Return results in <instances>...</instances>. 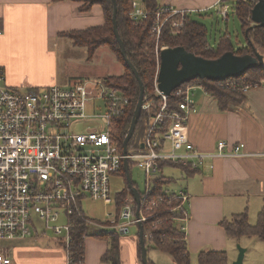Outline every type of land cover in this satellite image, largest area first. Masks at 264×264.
Returning <instances> with one entry per match:
<instances>
[{"label":"built area","instance_id":"obj_1","mask_svg":"<svg viewBox=\"0 0 264 264\" xmlns=\"http://www.w3.org/2000/svg\"><path fill=\"white\" fill-rule=\"evenodd\" d=\"M258 1V0H257ZM256 1V2H257ZM220 13L228 15L230 6L218 2ZM191 11L161 6L156 11V24L152 33L159 38L163 28L175 15L171 28H178ZM150 15L144 0H133L130 17L144 20ZM0 23V36L3 35ZM162 46L157 49L159 55ZM159 71V68H158ZM264 85V80L260 83ZM258 86V85H255ZM227 87L247 92L252 86H240L235 81ZM156 93L162 98L146 101L142 109L150 110L154 105L157 112L151 117L141 149L120 150L114 141L112 125L128 107L130 100L124 91L98 81H74L69 86L53 84L43 89H14L7 84L6 73L0 64V240L26 238L43 235L38 221H43L53 230L57 239L62 238V247L71 263L69 248L72 242L74 218H86L97 231H117L128 234L132 225L142 224L147 215L142 212L143 198L151 192V184L159 175L161 162L170 161L183 167L201 169L215 153L198 150L189 138L188 116L195 111L189 93L192 85L178 87L183 95L179 109H168V97L158 88V72L155 79ZM173 93V92H172ZM100 109L101 113L91 116L88 109ZM97 117L99 125L85 133H76L72 125L80 120ZM168 130L160 132L159 126L169 119ZM228 143L220 140L217 154L239 155L244 144H238L227 152ZM146 174L147 188L141 195L139 215L137 202L129 190L120 212L111 191V177L120 173L125 160ZM167 199L178 197L187 204L189 194L184 188L170 190ZM143 196V197H142ZM103 200L113 211L106 212L105 225L88 216L84 209L87 199ZM156 205L153 201L151 206ZM146 208V209H148ZM64 223H59L61 218ZM139 234V230H138ZM87 237V236H86ZM0 264H15L8 247L0 246ZM76 264H85V254Z\"/></svg>","mask_w":264,"mask_h":264},{"label":"crops","instance_id":"obj_2","mask_svg":"<svg viewBox=\"0 0 264 264\" xmlns=\"http://www.w3.org/2000/svg\"><path fill=\"white\" fill-rule=\"evenodd\" d=\"M219 1L156 0L159 6L191 11L192 17L197 10L217 9L220 14ZM81 6L82 2L73 0H0V23L4 30L0 36V64L11 88L47 87L58 83L66 87L63 83L72 78L61 80L59 77L58 42L68 38L59 33L105 23L102 5L95 4L89 11H81ZM69 44L72 50L79 47ZM12 59L24 63L13 65ZM39 63H43V74L35 73ZM23 68L34 76L31 73L19 75ZM118 70L108 75L122 74V64ZM246 94L240 107L220 111L207 92L198 99L189 93L195 108L187 120L190 141L198 150L216 154L181 187L189 194L186 204L189 218L180 220V226L185 228L191 257L202 250H226L231 263L239 254L236 241L241 240L243 244L239 243L247 249L245 264H264L263 239L230 238L220 224L223 219L246 209L249 220L255 224L264 206V85L252 86ZM205 97L207 100L203 99ZM220 140L228 143L227 152L241 143L244 148L239 155H220L217 154ZM34 236V241L19 243L13 249L8 247L15 264H68L67 253L58 239L42 242L41 239L47 238L44 234ZM107 249L105 240L94 235L86 237L85 264H107L102 259ZM120 250L122 264H141L135 242L121 236Z\"/></svg>","mask_w":264,"mask_h":264},{"label":"trees","instance_id":"obj_3","mask_svg":"<svg viewBox=\"0 0 264 264\" xmlns=\"http://www.w3.org/2000/svg\"><path fill=\"white\" fill-rule=\"evenodd\" d=\"M73 1L82 2L81 11H89L95 4L102 5L105 23L86 29L62 32L59 33V36L68 38L74 46L86 47L89 59L93 58L99 48L108 47L124 67L122 74L107 75L103 78L108 85L122 89L130 100L125 112L117 117L112 125L114 141L117 142L121 151H124L123 144L131 127L141 93L140 83L128 65L129 62L136 68L143 83L145 102L155 99L156 103H160L162 98L156 93L155 79L159 68L157 49L160 50L162 46H182L197 56L209 59L219 58L228 51H232L236 55L251 54L255 56L256 53H261L264 56V26L256 24L252 20V8L257 0H222L224 4H228L235 11L234 13L239 19L245 34L246 43L239 48L234 47L232 36L227 32L220 35L217 46L212 47L207 26L195 20L189 14L178 28L172 29L171 23L173 20H181L180 15H175L163 28L160 37L156 38L152 33V27L157 22L156 11L161 7L156 0H144L150 15L146 19L138 21L130 17L133 0H116L118 30L124 43L125 56L122 54L113 29V0ZM262 80H264V65L250 68L241 76L227 78L223 81L196 78L182 84L181 87L187 85L202 86L217 102L220 111H228L243 105L247 94L243 91L232 90L231 87H227V82L235 81L240 86H255L260 85ZM182 101L183 95H178L177 90H174L168 97L167 112L172 111V109H179V104ZM155 112H157L155 105L150 110H141L134 134L128 143L129 150L131 148L141 149L146 129ZM170 123V118L165 120L159 126L160 132L168 130ZM167 165L181 167L188 177L200 170L183 167L170 161L161 162V174L153 180L151 192L143 198L141 206L142 212L148 216L147 220L143 222L147 250L155 249L165 252L172 256L176 264H230L226 250L211 249L200 251L197 255V262H192L185 228L177 224L178 220L189 218V213L185 204L182 208H178L181 205V200L178 197L166 198V195L169 194L168 191L171 190L168 185L173 181L172 176L164 173V167ZM121 172L127 177L125 168ZM129 190L126 178V186L114 196L118 213ZM144 193H141V195H144ZM153 201H156V205L148 208ZM74 221L76 225L72 230V242L69 248L70 259L72 260L70 264L79 262L82 255L85 254V238L92 235L108 243V249L102 257L103 261L107 264H122L120 250L122 234L117 231H97V229L90 231L92 226L88 224L86 218H74ZM220 224L230 238L240 239L242 236H248L264 240V206L259 212L255 224H251L247 209L232 215L228 219H223ZM58 244L63 245L62 238L58 239ZM139 250L141 253L140 245ZM149 263L154 264L151 260H149Z\"/></svg>","mask_w":264,"mask_h":264},{"label":"rangeland","instance_id":"obj_4","mask_svg":"<svg viewBox=\"0 0 264 264\" xmlns=\"http://www.w3.org/2000/svg\"><path fill=\"white\" fill-rule=\"evenodd\" d=\"M235 11L230 8L228 12V16H224L221 13L219 14L217 9H207L205 11L197 10L193 15V18L204 25L207 26L209 31V40L211 42L212 47H216L220 35L224 33H230L233 39V44L235 48H239L242 45H245L246 38L245 34L242 30L241 23L237 16L234 13ZM18 43H23V41H19ZM58 43H60L59 48V58H58V66H59V77L61 80H65L66 78H72L68 80L67 82L63 83L66 86H69L74 81H98L108 74L118 73V68L121 67V64L118 62V60L115 58V55L108 47H101L97 50L95 55L92 59L88 58V52L87 49L83 47H77L76 50H72V46L69 44L71 41L69 39L60 40ZM5 59V58H4ZM6 64H8L7 59H5ZM11 63L13 65H20L23 64L20 59H12ZM43 63H39L38 65V71L35 72L37 74H43ZM29 73H31L27 68H23L18 74L22 76H27ZM31 75H33L31 73ZM34 76V75H33ZM59 85L61 83H58ZM30 88H39L43 89V85L41 87H21L20 90H26ZM233 90V89H232ZM204 88L202 86H194L193 89L190 90V96L194 97L195 99L200 98L201 96H205ZM204 100H207V98H203ZM102 110L100 109H88L87 113L91 116H95L96 114L101 113ZM100 121L97 119V117H93L89 120H80L75 122L72 125V128L74 129V132L76 133H85L89 129H94L99 125ZM131 152L134 151L132 148L130 149ZM164 173L167 175H170L173 177V181L168 185L171 190H178L180 189L185 181L187 180L188 176L185 174V172L182 170L179 166H172L167 165L164 167ZM130 174L133 184L140 193H143L146 191L147 188V182H146V174L140 170L138 167H136L133 163H131L130 166ZM159 171V175H160ZM126 176L120 172L117 174H114L111 177V191L113 195L115 196L116 193H119L123 190V188L126 186ZM128 181V179H127ZM84 209L88 216L95 219V221L100 222L101 225H105V219H106V212H112L113 206L109 205L106 206L104 204L103 200H93V199H87L84 202ZM65 220L62 217L59 223H64ZM251 224H253V220L250 221ZM40 228L44 230V235L47 238L41 239V241H50V239H57V236L54 234L53 230L50 229L45 222L38 221ZM177 224L180 225L181 221L178 220ZM98 227L93 225L90 229V231H93L97 229ZM138 226L132 225L130 227V232L128 234H123L122 238L124 237L127 241L135 242L138 250V257L139 261H141V253L139 250L140 245V239L138 235ZM110 231V230H108ZM40 237H43L40 236ZM34 233L32 236L27 237L26 239L17 238L12 240H0V246L4 245L6 247H9L10 249H13V246L18 245L19 243H24L26 241H34L35 239ZM248 238L251 239V237L248 236H242L240 239ZM235 239V238H233ZM40 241V240H37ZM35 241V242H37ZM243 244L241 240H237L235 244L236 250L238 249V244ZM31 243V242H30ZM240 244V245H241ZM243 246V245H241ZM148 258L154 264L157 262L158 264H176L174 259L171 255L162 252L160 250L150 249L148 251ZM237 258V257H236ZM245 258L244 257V263L245 264ZM197 259V256L191 257V260L195 261ZM192 261V262H193ZM196 263V262H193Z\"/></svg>","mask_w":264,"mask_h":264},{"label":"water","instance_id":"obj_5","mask_svg":"<svg viewBox=\"0 0 264 264\" xmlns=\"http://www.w3.org/2000/svg\"><path fill=\"white\" fill-rule=\"evenodd\" d=\"M114 3V15H113V29L115 36L120 44L122 54L125 56V47L121 39L118 22H117V2ZM252 20L261 26H264V0H258L252 8ZM128 61V60H127ZM128 65L133 70L137 77L141 93L136 105L135 114L131 127L124 141V152H128V143L134 134L137 121L140 117L142 106L145 103L144 100V86L139 77L136 68L132 63ZM264 65V56L261 53H256L255 56L251 54L247 55H236L232 51L224 53L222 56L216 59H209L202 56H197L194 53L189 52L182 46L178 47H167L162 49L160 53V67L158 71V88L165 95L169 96L172 92L180 87L184 83H188L196 78L205 80H217L223 81L227 78L238 77L243 75L248 69L257 66ZM124 168L127 174L129 189L133 193V196L137 202V215H139L141 195L139 190L133 185L129 162L126 159ZM139 239L141 248V261L143 264H150L148 258V250L144 239L143 225L139 224ZM239 254L237 258L230 264H243L244 257L247 249L240 244L237 245Z\"/></svg>","mask_w":264,"mask_h":264}]
</instances>
